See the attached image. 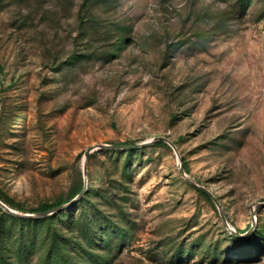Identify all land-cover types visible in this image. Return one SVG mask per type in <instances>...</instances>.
Listing matches in <instances>:
<instances>
[{
    "label": "rangeland",
    "instance_id": "1",
    "mask_svg": "<svg viewBox=\"0 0 264 264\" xmlns=\"http://www.w3.org/2000/svg\"><path fill=\"white\" fill-rule=\"evenodd\" d=\"M0 199V264H264V0H0Z\"/></svg>",
    "mask_w": 264,
    "mask_h": 264
},
{
    "label": "water",
    "instance_id": "2",
    "mask_svg": "<svg viewBox=\"0 0 264 264\" xmlns=\"http://www.w3.org/2000/svg\"><path fill=\"white\" fill-rule=\"evenodd\" d=\"M161 138L164 139V140H166V141H170V140H168V138L163 137V136L155 137L154 140H156V139H161ZM148 142H149V141H148ZM148 142H144V143H141V144H145V143H148ZM170 143H171V144L173 145V147H174V144H173L171 141H170ZM98 146H100V147L122 148V147H132V146H134V144H104V143H103V144H99ZM92 148H94V146H92V147H88V148L85 150V156H86V157L89 155V153H90V151H91ZM180 171H181L182 175H184L185 177H188V175H187L186 172L184 171L183 167L180 168ZM197 186H199V185H197ZM199 187L202 188V189H203L205 192H207L209 195H211V196L213 197V199H215V198H214V195H213L208 189H206L205 187H202V186H199ZM84 190H85V188H83V189L81 190L80 195L82 194V192H83ZM80 195H78V197H79ZM74 200H76V198H73L69 203L60 204V205H58V206H56V207H53L52 209H49V210H46V211H41V212L38 213V215H39V216H41V215H46V214H48V213L51 212V211H54V210L60 209V208H62V207H66V206L72 204V202H73ZM260 204H261V205H264V201H263V202H260ZM0 206H1L2 208H4L7 212H11V213H14V214H17V215H25V216H34V215H35V214H28V213H21V212H18V211H16V210L10 208V207H9L6 203H4L1 199H0Z\"/></svg>",
    "mask_w": 264,
    "mask_h": 264
},
{
    "label": "trees",
    "instance_id": "3",
    "mask_svg": "<svg viewBox=\"0 0 264 264\" xmlns=\"http://www.w3.org/2000/svg\"><path fill=\"white\" fill-rule=\"evenodd\" d=\"M156 142H163L164 143V141L163 140H157ZM60 204H62V203H55V204H51V205H47V206H43V207H41V208H38V209H36V211L38 212V211H46V210H49V207H51V208H53V207H56V206H58V205H60ZM64 208V207H63ZM57 212V211H56Z\"/></svg>",
    "mask_w": 264,
    "mask_h": 264
}]
</instances>
